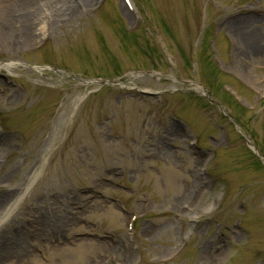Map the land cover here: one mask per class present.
I'll use <instances>...</instances> for the list:
<instances>
[{
  "label": "rangeland",
  "instance_id": "obj_1",
  "mask_svg": "<svg viewBox=\"0 0 264 264\" xmlns=\"http://www.w3.org/2000/svg\"><path fill=\"white\" fill-rule=\"evenodd\" d=\"M248 142L264 161V0H0V235L25 264H264Z\"/></svg>",
  "mask_w": 264,
  "mask_h": 264
},
{
  "label": "bare ground",
  "instance_id": "obj_2",
  "mask_svg": "<svg viewBox=\"0 0 264 264\" xmlns=\"http://www.w3.org/2000/svg\"><path fill=\"white\" fill-rule=\"evenodd\" d=\"M51 1H53V0H51ZM91 0H86V2H90ZM55 3L53 2V5H54ZM66 7H69V6H67V5H65ZM58 8H59V6H58ZM67 15H69V13L68 14H66V13H56V16L55 17H59V18H61V17H63V19L64 18H66L67 17ZM62 19V20H63ZM19 33V32H18ZM20 38L22 39V40H25L26 39V36H27V32H26V29H24V31H21L20 32ZM24 43V42H23ZM25 44V43H24ZM1 199H0V201L2 200V197H0ZM1 203V202H0ZM43 225H45V223H41V222H39V226H43ZM62 230L60 229L59 230V232H61ZM44 233V232H43ZM43 233L40 235V238L43 236ZM15 235H13V236H11L10 238L9 237H7V235H0V240L2 241V242H0V263L4 260V259H14L15 260V262L17 263V264H25V262H26V260L28 259L27 257H28V255H26V254H29L30 252L28 251L29 249H25V245H26V242L24 241V242H22L20 245H19V242H20V237H17V240H18V245H16L15 247L14 246H11V247H9V246H7V245H5L3 242H9L13 237H14ZM17 236H19V235H17ZM18 246V247H17ZM17 247V248H16Z\"/></svg>",
  "mask_w": 264,
  "mask_h": 264
},
{
  "label": "water",
  "instance_id": "obj_3",
  "mask_svg": "<svg viewBox=\"0 0 264 264\" xmlns=\"http://www.w3.org/2000/svg\"><path fill=\"white\" fill-rule=\"evenodd\" d=\"M250 146H252V145H250Z\"/></svg>",
  "mask_w": 264,
  "mask_h": 264
}]
</instances>
